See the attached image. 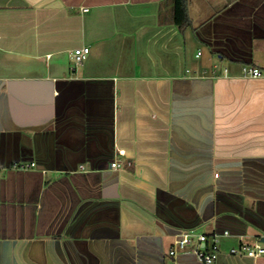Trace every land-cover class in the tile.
Returning a JSON list of instances; mask_svg holds the SVG:
<instances>
[{"label": "crops", "instance_id": "obj_1", "mask_svg": "<svg viewBox=\"0 0 264 264\" xmlns=\"http://www.w3.org/2000/svg\"><path fill=\"white\" fill-rule=\"evenodd\" d=\"M168 3L0 0V264H264V0Z\"/></svg>", "mask_w": 264, "mask_h": 264}, {"label": "built area", "instance_id": "obj_2", "mask_svg": "<svg viewBox=\"0 0 264 264\" xmlns=\"http://www.w3.org/2000/svg\"><path fill=\"white\" fill-rule=\"evenodd\" d=\"M86 10V8H85ZM89 47L81 46L74 48L71 52V57L75 64L80 63L88 54ZM241 71L243 75L247 76H260L262 71L253 65L243 64L241 66ZM119 155H124L123 149H118L117 152ZM130 164V161L124 162L120 158H116L110 162L111 168H119L123 164ZM16 164V163H15ZM18 168H26L33 166V162H18ZM207 235L202 232H195L192 229L185 230L180 232L173 241V246L170 248L169 253L174 254L178 250H185L189 247V250L192 251L196 258L203 264H212L217 256L218 247H217V238L214 236L212 241L207 244ZM232 253L244 254L251 257H257L264 254V246L260 241H256L253 244L241 243L239 247H232L230 249Z\"/></svg>", "mask_w": 264, "mask_h": 264}, {"label": "trees", "instance_id": "obj_3", "mask_svg": "<svg viewBox=\"0 0 264 264\" xmlns=\"http://www.w3.org/2000/svg\"><path fill=\"white\" fill-rule=\"evenodd\" d=\"M187 4L188 0H172L171 20L180 30H183L191 25ZM18 165V163H14V166Z\"/></svg>", "mask_w": 264, "mask_h": 264}, {"label": "rangeland", "instance_id": "obj_4", "mask_svg": "<svg viewBox=\"0 0 264 264\" xmlns=\"http://www.w3.org/2000/svg\"><path fill=\"white\" fill-rule=\"evenodd\" d=\"M169 5H171L172 6V0H169V3H168ZM74 62V61H73ZM126 164V163H125Z\"/></svg>", "mask_w": 264, "mask_h": 264}, {"label": "water", "instance_id": "obj_5", "mask_svg": "<svg viewBox=\"0 0 264 264\" xmlns=\"http://www.w3.org/2000/svg\"><path fill=\"white\" fill-rule=\"evenodd\" d=\"M260 240H261V241H264V237H262Z\"/></svg>", "mask_w": 264, "mask_h": 264}]
</instances>
